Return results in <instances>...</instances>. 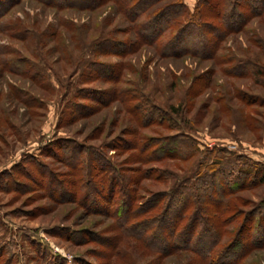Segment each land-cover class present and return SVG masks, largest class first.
<instances>
[{
    "label": "rangeland",
    "instance_id": "1",
    "mask_svg": "<svg viewBox=\"0 0 264 264\" xmlns=\"http://www.w3.org/2000/svg\"><path fill=\"white\" fill-rule=\"evenodd\" d=\"M196 1L185 0L190 8ZM13 22L32 29L37 39H47L39 50L62 76L57 80L50 69H44L42 62L37 64L41 73L49 74V82L55 89L48 93L43 85L37 86L27 76L0 63V223L5 227L3 237L12 242L1 254L13 258L9 264H41L35 250L48 253L45 260L50 262L104 264V259L96 258L97 252L102 250L95 243L98 238L93 233H73L90 229L101 235L110 234L105 233L110 219L92 212L94 206L103 207L107 200L97 197L91 205L97 188L105 189V185L98 186L85 204L65 197L57 201L51 195L58 198L61 190L56 187L48 192L47 177L35 162L62 182V190L75 191L81 181H71L69 170L59 160L64 157L61 142L69 138L93 146L111 143L115 146L107 145L106 152L123 174L140 176L137 174L140 164L131 159L135 151L122 147V139L134 138L129 130L139 129L137 121L124 104L109 99L108 93L114 89L128 96L132 90L142 92L163 113L171 108L177 110V113L170 110L176 116L173 123L177 129L168 121L164 125H147L139 129L146 137L157 138L187 130L200 150L225 148L264 165V76L256 79L249 73L233 74L231 63L226 62L229 55H235L264 68V12L250 19L242 32L226 35L219 52L221 57L217 59L163 57L148 46H139L123 57L109 54L89 57L91 61L107 65L121 63V77L117 81H111L110 76L98 81L80 80L78 74L67 78L90 45L108 35L117 40L130 39L128 23L111 5L92 10L55 11L35 0H18L0 20V58L6 56L3 52L7 50L19 49L27 54L33 49V43H26L17 31L1 30ZM251 68L255 67L249 66L246 70ZM95 72L93 74L102 75L100 71ZM77 90L85 92L84 96L72 100L80 107L67 106L71 94ZM23 94L36 98L37 104L30 105ZM98 97L105 98V102L99 105ZM248 117L260 121L261 125L256 127L247 122ZM194 162L193 158L188 161L162 159L143 168H157L154 174L158 175L166 171L178 180L191 172ZM40 179L41 184L37 183ZM172 181L157 177L144 179L141 184L142 189L146 188L144 194L148 195L168 188ZM128 185L134 187L135 184ZM262 198L264 184L231 195L237 208L244 211L252 210ZM68 237L89 240L74 243ZM131 252V264H152L153 259L156 260L154 255ZM117 262L128 264L122 260ZM159 263L193 264L187 253L165 256L157 260ZM243 264H264V246L252 249Z\"/></svg>",
    "mask_w": 264,
    "mask_h": 264
},
{
    "label": "trees",
    "instance_id": "2",
    "mask_svg": "<svg viewBox=\"0 0 264 264\" xmlns=\"http://www.w3.org/2000/svg\"><path fill=\"white\" fill-rule=\"evenodd\" d=\"M35 1L52 7L55 11L72 8L92 10L99 6L111 5L128 23L130 39L117 40L105 33L108 36L90 45L89 50L85 51L83 58L67 77L69 79L78 74L80 80L88 81L107 79V76H110L111 81H117L122 70L121 63L114 64L118 67L115 72L114 65L97 63L89 57L108 54L123 57L139 46H148L158 56L163 57L220 58L219 52L225 36L242 32L250 19L264 12V0H197L193 8H190L185 0ZM16 2L18 0H0V20ZM61 21L65 23L64 20ZM2 28L1 30L6 32H11V29L17 31L26 43H33V49L27 54L19 49L13 52L6 49L7 51L3 52L6 56L0 58V63H5L9 70L27 76L37 86L43 85L48 93H53L55 89L49 82V74L41 73L37 66L42 62L44 69H50L57 80L62 76L46 62L39 50L40 46L46 44L47 39H37L33 30L20 22H13ZM226 62L231 63L233 74L249 73L256 79L258 76H264V68L251 64L246 58L229 55ZM249 66L255 68L246 70ZM95 71H100L102 75L93 74ZM82 91L77 90L71 94L67 106L80 107L72 100L76 96H84L85 92ZM68 93L69 90L66 94ZM108 94L109 99L117 100L126 106V111L137 121L136 126L139 129L151 124L164 125L166 121L172 122L173 128L177 129L173 123L176 116L172 113H177L176 109L171 108L172 111L163 113L150 103V98L137 90H132L131 96L124 94L120 89L109 91ZM24 99L30 105L38 102L34 97L30 99L27 96ZM97 99L99 105L106 100L102 97ZM262 116L264 119V114ZM246 120L256 127L261 125L260 121L252 118L248 117ZM139 129L136 127L129 130L134 137L132 140L122 139V147L125 150L135 151L131 159L140 164L138 177L123 174L106 152L107 145L115 146L111 143L93 146L85 141L78 142L69 138L61 142L64 157L59 160L69 170L71 181H81V186L75 191L62 190V182L44 169L42 164L35 162L36 167L47 177L48 192L56 187L61 190L60 197L51 195L57 201L65 197L85 204L86 200L92 198V192L98 186L105 185V189L97 188V196H93L91 205L93 206V200L97 197L107 200L103 207L94 206L92 212L104 214L110 219L111 223L105 230V233L110 234L105 236L90 229L73 233H93L98 238L95 243L99 244L102 250L97 252L96 258L104 259V264H118V260L131 264V251L137 250L142 255H154L156 260L153 259L152 264H157V260L165 256L183 253L191 256L193 264H243L244 258L252 249L264 246V198L250 211L238 209L231 199L235 192L264 184V165L225 148L200 150L196 139L187 130L148 138ZM192 158L195 162L191 172L178 180L166 171L159 173V176L154 174L157 168H143L145 164L152 165L162 159L188 161ZM157 177L173 181L162 191L144 194L146 188L142 189L141 181ZM41 179L37 183L41 184ZM130 182L135 184L134 187L128 185ZM1 225L0 223V264H9L13 258L2 256L1 250L10 247L12 242L3 237L5 227ZM227 235V240L222 242ZM69 240L81 243L89 238L85 237L82 241L73 238ZM35 251L41 264L66 263L64 260H53L52 263L45 260L49 257L48 253Z\"/></svg>",
    "mask_w": 264,
    "mask_h": 264
}]
</instances>
